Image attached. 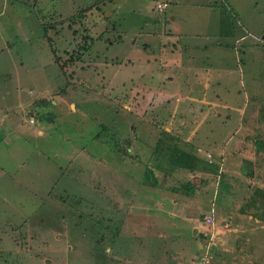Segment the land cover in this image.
<instances>
[{
    "label": "rangeland",
    "instance_id": "obj_1",
    "mask_svg": "<svg viewBox=\"0 0 264 264\" xmlns=\"http://www.w3.org/2000/svg\"><path fill=\"white\" fill-rule=\"evenodd\" d=\"M117 1L0 0V264H264V0Z\"/></svg>",
    "mask_w": 264,
    "mask_h": 264
},
{
    "label": "crops",
    "instance_id": "obj_2",
    "mask_svg": "<svg viewBox=\"0 0 264 264\" xmlns=\"http://www.w3.org/2000/svg\"><path fill=\"white\" fill-rule=\"evenodd\" d=\"M130 1L132 3H134L133 0H118L116 2V4H117L116 10L120 11L123 7H125V4H127ZM218 1L221 3L224 2V0H218ZM189 2H190V4L191 3L195 4V2H193L192 0H189ZM203 2L207 6H209L211 4H217L216 0H204ZM161 3H165L166 7L162 11H158L155 7L157 12L165 11L167 6H168V4L166 2H161ZM132 7H135V5ZM138 7H140V6L138 5ZM176 18L177 17L175 14L171 15V17H170L171 20H176ZM159 27H162V26H159ZM176 32H178V31L175 30V32H173V30L171 28H168V29L163 28V30H159L155 33H152V32L147 33L145 35L146 41L149 42L150 44L155 43V42H157V40L155 38L159 37V35H161V37H160L161 39L158 40L159 44H163V43H167V42L174 43L175 41H178V35L179 34L177 35ZM147 42H145V43H147ZM230 143H232V142H230ZM256 148H257V146H254L251 142H249L247 140H242L240 143H232L229 146L223 148L221 151H219L220 156H216L218 158V160L217 159L216 160L219 161V163L217 165H219V166L221 165L220 166L221 167L220 172L225 173V171H226L227 173H230V172L239 171L245 175L244 178H246L248 181L254 180L257 178H261L262 173H264L263 172L264 167H260L259 162L261 160H264V151L256 150ZM208 153L209 152H207L206 155ZM230 162L232 163L231 165H230ZM226 163L229 165L225 166ZM237 166H239V168H236ZM215 171L218 172V169H216ZM243 190H244V188H240V190H239L240 196L242 195ZM246 195H248V194H246ZM240 196H237V194L235 192V188H234L233 191L231 192V197H235L236 200H241V204H239V206L237 207V204L234 203V207L236 209L237 208L238 209L236 211H232V213L229 216H226V218H225L226 222L228 223V220L231 222V221H233L234 217H237L241 221V222H239L238 227L243 228V226L241 225V224H243L242 222L246 221L247 218H250V219L255 218L256 223H261L260 225H257L256 227L263 229L262 227H264L263 226L264 213L262 215L258 214V212H257L259 209V204H257L258 202L253 201V198H252L250 200V203L245 202L248 204L244 205V200L242 199V196L241 197ZM211 210H213V212H214L213 208ZM254 214H256V215H254ZM215 219H216V217H215ZM245 224L247 226L246 228H248V226H250L247 223H245ZM234 230L236 231V228Z\"/></svg>",
    "mask_w": 264,
    "mask_h": 264
},
{
    "label": "built area",
    "instance_id": "obj_3",
    "mask_svg": "<svg viewBox=\"0 0 264 264\" xmlns=\"http://www.w3.org/2000/svg\"><path fill=\"white\" fill-rule=\"evenodd\" d=\"M155 7H156V9H157L158 11H162V10L165 9L166 4L160 2V3H157ZM207 157L209 158V160H211V158H212V154H211V153H208V154H207ZM215 220H216V219H215V214H214L213 210H211V211H210V212H209V213L203 218L202 225H203V226H206V227L212 226V225H214ZM203 234H204L205 236L208 235L206 232H203ZM205 260H206V262H207V258H205Z\"/></svg>",
    "mask_w": 264,
    "mask_h": 264
},
{
    "label": "trees",
    "instance_id": "obj_4",
    "mask_svg": "<svg viewBox=\"0 0 264 264\" xmlns=\"http://www.w3.org/2000/svg\"><path fill=\"white\" fill-rule=\"evenodd\" d=\"M257 148H258V146H257ZM182 154L187 155V154H185L184 152H181V153H179V156L182 155ZM206 157H207V155H206ZM207 158H208V157H207ZM195 159L197 160V159H199V158H195ZM208 159H209V158H208ZM177 163H179V160L177 161ZM254 197H255V201H257L258 203H261L262 200L264 199V192H262V191L255 192ZM253 199H254V198H253ZM260 201H261V202H260ZM254 215H256V214H254Z\"/></svg>",
    "mask_w": 264,
    "mask_h": 264
}]
</instances>
